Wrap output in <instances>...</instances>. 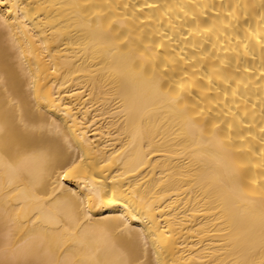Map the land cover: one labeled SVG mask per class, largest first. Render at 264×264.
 Returning a JSON list of instances; mask_svg holds the SVG:
<instances>
[{"label":"bare ground","instance_id":"bare-ground-1","mask_svg":"<svg viewBox=\"0 0 264 264\" xmlns=\"http://www.w3.org/2000/svg\"><path fill=\"white\" fill-rule=\"evenodd\" d=\"M0 264H264V0H0Z\"/></svg>","mask_w":264,"mask_h":264}]
</instances>
